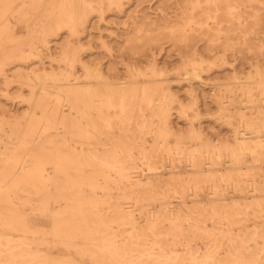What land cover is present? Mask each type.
<instances>
[{
  "label": "bare ground",
  "instance_id": "1",
  "mask_svg": "<svg viewBox=\"0 0 264 264\" xmlns=\"http://www.w3.org/2000/svg\"><path fill=\"white\" fill-rule=\"evenodd\" d=\"M125 1L0 0V78L30 91L21 114L0 106V264H264V180L255 171L264 163L263 67L237 83L239 93L211 89L233 134H210L195 123L215 85L201 77L209 62L197 51L182 54L178 72L187 105L156 53L145 69L126 65L122 78L82 57L89 16ZM187 1L185 21L169 33L184 45L189 30L206 28L211 43L223 34L232 42L242 7L264 3ZM60 30L70 39H52ZM45 53L56 68L43 65ZM36 57L42 65L30 68Z\"/></svg>",
  "mask_w": 264,
  "mask_h": 264
},
{
  "label": "rangeland",
  "instance_id": "2",
  "mask_svg": "<svg viewBox=\"0 0 264 264\" xmlns=\"http://www.w3.org/2000/svg\"><path fill=\"white\" fill-rule=\"evenodd\" d=\"M187 2V0H129L123 2L120 9L106 10L101 19L93 13L87 20V24L91 23L90 27L86 29L89 40L85 39L86 33L80 36L82 38L80 43H86L90 48L82 51L81 55L84 60L91 59V63L101 65L104 71L111 68L113 77L122 78L127 75L126 65L135 64L145 69L149 66V56L156 53L159 66L167 69V76L164 77L169 78L168 84L172 87V91H175L182 103L187 105L189 100L184 94V88L181 86L184 82H180L179 79L182 76L178 72L183 64L182 54L187 55L191 51H197L209 62L204 67L205 69L200 72L201 77L206 82L215 83V85H207L208 95L205 100L207 104L204 105V103L199 102V110L202 114L199 120H195V123L197 126L204 127L210 134L217 131L220 135H232L233 125L228 123L225 118L218 117L220 107L215 102L214 92L211 89L221 90V93H224L226 88L231 87L237 91L236 93H239L237 87L240 86L237 83L246 80L250 73L254 74L255 65L264 69V46H262L264 44V3L256 2L248 8L242 7V13L247 17L243 18V23L239 28L234 27V34L231 35L232 42H227L226 35L223 34L219 36L216 43H211L209 35H206L211 29L206 28L201 31L189 30V41L187 45H184V43L176 42L174 38H170L169 33L170 28L180 26L185 21L182 7ZM14 16L15 14L8 17L9 22L16 28L17 33L23 36L26 29L24 25L15 23ZM246 22L247 25H245ZM209 23L212 25L211 20ZM253 23L257 24L254 25ZM139 27L143 28V31L138 32ZM240 27L241 29H250L252 32L247 39L239 31ZM227 29L228 26L225 24L222 31ZM53 38L60 39V43L70 39L66 30H60L59 34ZM135 39H139L137 46L131 44L132 40ZM54 44L53 41L49 45L54 47ZM52 55L55 56L54 48H52ZM34 61V65H30V68L40 66L42 62L47 68L57 67L55 61H50L47 53L43 54L42 62L39 61L38 57ZM28 64L26 63V65ZM234 70L237 72V79L232 78ZM7 73L10 74V72ZM29 94L30 91L27 87L19 86L15 82L6 86L5 81L0 78V106L21 114L27 107L26 103L22 101V96ZM236 106H240L239 101ZM178 110V108L171 110L173 119L177 118ZM244 110L248 112V115L255 112V110ZM184 112L190 116L193 115V112H190L188 108H185ZM237 112V109L232 111L235 114ZM181 119L180 117L177 120L181 121ZM235 119L233 122L237 126L239 117L235 115ZM145 138L148 145L153 142L150 134H146ZM247 157L249 159L247 165L259 166V163L253 162L251 155ZM135 162L136 172L144 168V165H140L137 158ZM261 164L263 167L261 169L256 168L255 171L261 175L258 180L262 182L264 180V163ZM165 187L166 185L163 183V191H165L163 189ZM109 191L113 193V198L119 192L115 183H111ZM176 196V193L167 192L166 200L175 201ZM195 243L200 248L203 247L201 240L196 239Z\"/></svg>",
  "mask_w": 264,
  "mask_h": 264
}]
</instances>
